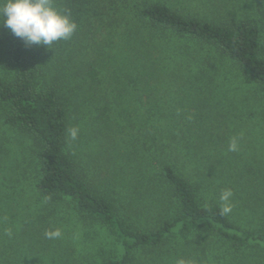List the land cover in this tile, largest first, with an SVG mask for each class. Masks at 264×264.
I'll return each mask as SVG.
<instances>
[{
	"label": "trees",
	"instance_id": "obj_1",
	"mask_svg": "<svg viewBox=\"0 0 264 264\" xmlns=\"http://www.w3.org/2000/svg\"><path fill=\"white\" fill-rule=\"evenodd\" d=\"M54 4L77 28L51 47L0 23V132L27 139L15 171L35 222L71 210L94 225L98 245L77 264H264V0ZM226 63L249 89L232 102L217 91ZM198 77L208 91L195 106L210 108L221 146L215 171L192 163L172 105L157 106ZM235 123L249 124L247 158L229 151Z\"/></svg>",
	"mask_w": 264,
	"mask_h": 264
},
{
	"label": "rangeland",
	"instance_id": "obj_2",
	"mask_svg": "<svg viewBox=\"0 0 264 264\" xmlns=\"http://www.w3.org/2000/svg\"><path fill=\"white\" fill-rule=\"evenodd\" d=\"M224 69L228 76L224 84L220 83L218 95L224 102L225 96L231 102L240 99L242 91L249 89L244 88L242 81L232 79L234 67L226 63ZM169 83L165 81V90L168 87L171 89ZM184 88L185 92L179 90L178 93L161 94L163 97L157 103L158 109L166 111V108L172 105V109L178 113L172 117L176 126L175 133L183 140L187 137L191 143L190 154L194 158L192 163L203 165L208 161L209 163L205 164L206 168L215 171L219 168L213 155L216 154L217 147H221L216 141L217 124L216 121H212V124L209 119L210 108H206V105L195 106V101L202 91H208L206 78L190 79ZM230 111L233 110L230 108ZM162 118L159 124L164 125L170 121L168 118ZM252 121L255 122V118ZM234 126L231 127V134L241 137L236 140L238 154L241 158L243 156L247 158L252 153L251 146L248 149L247 145L253 144V141L250 142L252 133L251 139L248 138L250 134L246 135L249 124L243 123L240 126L235 123ZM26 140L22 135L12 132L4 135L0 132V264H66L67 260L70 262L68 264H77L98 245L99 241L94 232L98 229L75 217L71 210L68 213L63 212V216L56 223L35 222L36 211L33 204L31 205L32 194L28 188L25 189L26 185L20 186L15 171V167L21 164V154L26 153L22 149L27 146ZM55 229L61 232L59 238L45 237L46 231ZM100 238L103 239L104 248L110 250L115 247L111 236L101 233Z\"/></svg>",
	"mask_w": 264,
	"mask_h": 264
},
{
	"label": "clouds",
	"instance_id": "obj_3",
	"mask_svg": "<svg viewBox=\"0 0 264 264\" xmlns=\"http://www.w3.org/2000/svg\"><path fill=\"white\" fill-rule=\"evenodd\" d=\"M0 23L26 45L48 47L55 42L70 39L77 28V24L71 19V13L58 10L54 0H0ZM78 132V128L69 129L70 138L75 140ZM237 147L236 140L233 139L229 144V151H236ZM231 196V190H225L221 194L220 199L225 202L221 208L222 215L232 210L228 203ZM60 236L59 229L45 232L48 239Z\"/></svg>",
	"mask_w": 264,
	"mask_h": 264
}]
</instances>
